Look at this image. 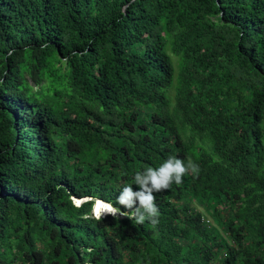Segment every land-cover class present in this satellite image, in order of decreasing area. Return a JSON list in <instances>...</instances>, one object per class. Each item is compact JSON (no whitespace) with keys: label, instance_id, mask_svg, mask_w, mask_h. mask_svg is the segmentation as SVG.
Listing matches in <instances>:
<instances>
[{"label":"trees","instance_id":"1","mask_svg":"<svg viewBox=\"0 0 264 264\" xmlns=\"http://www.w3.org/2000/svg\"><path fill=\"white\" fill-rule=\"evenodd\" d=\"M0 264H264V0H0Z\"/></svg>","mask_w":264,"mask_h":264},{"label":"clouds","instance_id":"2","mask_svg":"<svg viewBox=\"0 0 264 264\" xmlns=\"http://www.w3.org/2000/svg\"><path fill=\"white\" fill-rule=\"evenodd\" d=\"M199 171V166L192 160L185 163L176 156H169L159 167H147L144 171L135 173L133 179L138 190H133L131 184L121 188L117 202L129 211H122L116 204L107 202L102 209V215L127 217L134 225H142L148 221L156 226L160 212L154 194L170 188L173 183L181 184L183 177L189 172L196 176ZM96 218L100 219L101 216Z\"/></svg>","mask_w":264,"mask_h":264},{"label":"rangeland","instance_id":"3","mask_svg":"<svg viewBox=\"0 0 264 264\" xmlns=\"http://www.w3.org/2000/svg\"><path fill=\"white\" fill-rule=\"evenodd\" d=\"M177 67V66H176ZM75 202L77 203V204H80L81 203V199H75ZM105 203H107V202H105V201H98L96 204H95V207H94V214L96 215V216H98V215H102V209L104 208V205H105ZM104 216V215H103Z\"/></svg>","mask_w":264,"mask_h":264},{"label":"water","instance_id":"4","mask_svg":"<svg viewBox=\"0 0 264 264\" xmlns=\"http://www.w3.org/2000/svg\"><path fill=\"white\" fill-rule=\"evenodd\" d=\"M89 199H91V198H89ZM85 200V199H84ZM99 199H97L95 202L97 203V201H98ZM83 200H81V202H82ZM94 207H95V205H94ZM94 207H93V211H94ZM95 215V214H94ZM96 216V215H95Z\"/></svg>","mask_w":264,"mask_h":264},{"label":"bare ground","instance_id":"5","mask_svg":"<svg viewBox=\"0 0 264 264\" xmlns=\"http://www.w3.org/2000/svg\"><path fill=\"white\" fill-rule=\"evenodd\" d=\"M94 212V211H93ZM100 216H102V215H100Z\"/></svg>","mask_w":264,"mask_h":264}]
</instances>
